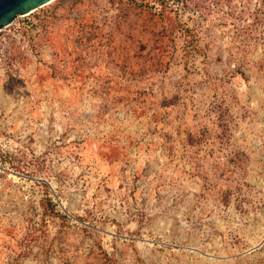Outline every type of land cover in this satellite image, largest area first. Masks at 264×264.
Listing matches in <instances>:
<instances>
[{
  "label": "rangeland",
  "instance_id": "obj_1",
  "mask_svg": "<svg viewBox=\"0 0 264 264\" xmlns=\"http://www.w3.org/2000/svg\"><path fill=\"white\" fill-rule=\"evenodd\" d=\"M0 264H264V0L0 26Z\"/></svg>",
  "mask_w": 264,
  "mask_h": 264
},
{
  "label": "water",
  "instance_id": "obj_2",
  "mask_svg": "<svg viewBox=\"0 0 264 264\" xmlns=\"http://www.w3.org/2000/svg\"><path fill=\"white\" fill-rule=\"evenodd\" d=\"M52 0H0V26L7 25L17 15L27 14Z\"/></svg>",
  "mask_w": 264,
  "mask_h": 264
}]
</instances>
